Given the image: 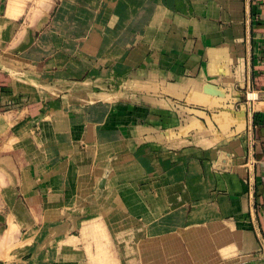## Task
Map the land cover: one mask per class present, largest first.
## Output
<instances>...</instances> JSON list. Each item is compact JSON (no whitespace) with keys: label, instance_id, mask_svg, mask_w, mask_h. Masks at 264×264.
I'll return each instance as SVG.
<instances>
[{"label":"rangeland","instance_id":"obj_1","mask_svg":"<svg viewBox=\"0 0 264 264\" xmlns=\"http://www.w3.org/2000/svg\"><path fill=\"white\" fill-rule=\"evenodd\" d=\"M224 1L7 0L6 11L17 16L0 23V70L53 91L41 100V117L53 128L72 130L84 116L81 141L92 140L93 128L111 131L115 141L126 139L137 161L130 168L133 174H139L140 144L148 146L150 184L155 175L150 160L156 161L157 154L169 149L201 145L198 137L217 133L214 119L222 111H243L245 126L250 124L257 99H245L248 66L244 82L230 77L233 68L229 65L211 70L204 66V47L220 45L209 33L226 10ZM193 57L197 58L195 67L190 61ZM71 66L79 69L71 72ZM177 74L183 77L179 82ZM200 75L207 83L195 86L190 82ZM226 77H230L227 86H220V78ZM96 90L112 96L96 106L104 107L100 113L90 109L82 115L73 104L81 99L93 102ZM50 96L57 101H49ZM14 103H5L2 109ZM11 163L0 160V205L4 192L12 187ZM251 165L245 164L248 187ZM132 182L129 191L120 193L129 204L131 220L103 230L110 254L106 264H257L258 258L264 259L261 245L258 250L236 253L227 234L211 237L204 220L188 213L180 187L175 191L179 197L171 198L168 190L152 184L141 188L145 182ZM141 208L146 212L143 217ZM13 234L10 227L0 236V262L9 260L6 253L17 243Z\"/></svg>","mask_w":264,"mask_h":264},{"label":"crops","instance_id":"obj_2","mask_svg":"<svg viewBox=\"0 0 264 264\" xmlns=\"http://www.w3.org/2000/svg\"><path fill=\"white\" fill-rule=\"evenodd\" d=\"M224 4L220 22L214 21L209 33L220 45L204 47V66L211 70L229 65L230 77L239 82H244L248 66L244 83L257 94L250 124L245 126L243 111H222L214 119L217 133L197 138L205 147L190 143L189 135L187 146L160 152L156 161L150 160L155 174L150 184L168 190L171 198L179 197L175 191L180 187L190 216L203 219L211 237L227 234L226 239L236 245L234 252L258 250L260 245L264 251V0H225ZM6 5L7 0H0L2 24L17 16L6 11ZM196 59L191 58L192 67ZM78 69L68 67L71 72ZM176 76L178 82L183 78ZM230 77L220 78V86H227ZM204 78L192 77L190 82L207 83ZM49 92L53 91L27 77L0 70V160L12 162L13 171L12 187L4 192L0 205V236L12 227L17 241L6 253L9 260L0 264H106L110 254L103 230L131 220L121 191H129L135 179L145 182L141 188L150 185L148 146L140 144L139 174H133L130 168L137 161L126 139L115 141L111 131L93 128L92 140L81 141L84 116L72 130L55 129L43 120L41 100ZM92 95L93 102L81 99L73 104L82 115L90 109L100 113L104 107L96 106L112 96L101 90ZM13 101L14 107L2 109ZM49 101L57 100L50 96ZM140 126L142 130L143 123ZM247 161L252 163L249 187ZM256 262L264 264V259Z\"/></svg>","mask_w":264,"mask_h":264},{"label":"built area","instance_id":"obj_3","mask_svg":"<svg viewBox=\"0 0 264 264\" xmlns=\"http://www.w3.org/2000/svg\"><path fill=\"white\" fill-rule=\"evenodd\" d=\"M248 94H250V95L248 96ZM245 99H247V100H254V99H257V94H256V92H255L254 90H252V89L247 90V91L245 92Z\"/></svg>","mask_w":264,"mask_h":264},{"label":"bare ground","instance_id":"obj_4","mask_svg":"<svg viewBox=\"0 0 264 264\" xmlns=\"http://www.w3.org/2000/svg\"><path fill=\"white\" fill-rule=\"evenodd\" d=\"M250 94H248V96H249Z\"/></svg>","mask_w":264,"mask_h":264}]
</instances>
